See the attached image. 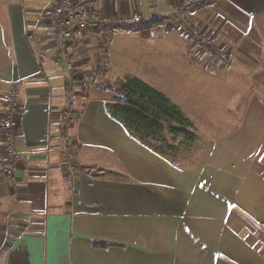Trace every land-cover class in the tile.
I'll return each mask as SVG.
<instances>
[{
    "label": "crops",
    "instance_id": "1",
    "mask_svg": "<svg viewBox=\"0 0 264 264\" xmlns=\"http://www.w3.org/2000/svg\"><path fill=\"white\" fill-rule=\"evenodd\" d=\"M186 1L99 4L109 16L138 13L160 31L165 25L160 36L176 30L194 48L187 55L197 64L174 67L172 80H188V114L203 126L196 142L175 158L159 154L107 111L115 96L107 87L118 79L89 30L68 44L79 76H90L73 102L72 177L60 148L67 70L55 39L59 0H0V162L13 89L21 152L14 175L0 181V264H264V0H201L184 11L228 53L226 63L178 26L172 10ZM201 78L217 80V92L200 91ZM217 121L233 126L210 131Z\"/></svg>",
    "mask_w": 264,
    "mask_h": 264
},
{
    "label": "built area",
    "instance_id": "2",
    "mask_svg": "<svg viewBox=\"0 0 264 264\" xmlns=\"http://www.w3.org/2000/svg\"><path fill=\"white\" fill-rule=\"evenodd\" d=\"M201 0H189L181 6H176L172 10L173 17L178 26L192 40L194 46L202 53L211 55L213 59L226 63L229 55L220 46L214 44L195 24H193L184 14L191 5ZM60 15L56 20L55 39L60 48V55L65 61L67 70L66 81V105L61 113L60 146L64 154V162L70 175L76 172L78 165L72 149V138L69 134V127L73 120V102L76 94V68L70 61L68 44L81 38L87 31L91 30L96 35L111 33L115 26L133 25L144 21L141 14H126L121 16H109L100 9L99 0H59ZM162 26L160 33L166 30ZM17 92L11 90L6 100V116L2 121L1 139L4 145L5 156L0 162V181L2 175L12 177L14 175L15 164L20 159L21 152L14 146V131L16 128Z\"/></svg>",
    "mask_w": 264,
    "mask_h": 264
},
{
    "label": "rangeland",
    "instance_id": "3",
    "mask_svg": "<svg viewBox=\"0 0 264 264\" xmlns=\"http://www.w3.org/2000/svg\"><path fill=\"white\" fill-rule=\"evenodd\" d=\"M137 10L140 11V9ZM160 29V26L147 18L137 24L115 26L111 33L100 35L97 41L98 43L96 42L97 47L95 48L98 49L101 54L109 55L111 60L108 72L109 77L119 80L124 79L127 76H137L155 87L157 86L158 89L166 93L174 103L179 106L181 105L180 107L186 115L189 117H191V115L195 116V112L190 115L188 114L190 113L187 106L189 101L187 98L188 80L181 79L180 82L177 83L172 80V77L174 76L172 73L174 67L191 65V63L197 64V62L192 60L191 56L187 55H191L190 50H193L194 48H192L188 41H186L176 30L170 32L176 36L174 38L170 37V33L167 31L164 35L160 36ZM147 31L151 32L149 37L144 35ZM183 50L185 51V54H183ZM75 71L76 77L78 76L76 83L78 89L81 86H85L90 76L85 72H82L83 76L81 78V76H79L81 73H78L77 70ZM183 75V77H185L187 73ZM179 76H181V74H179ZM159 77H161L164 82H162L161 79L158 81L157 78ZM207 80L210 83L208 86L202 78L200 79L199 83L206 85V90L204 86H202L200 91L203 93L208 92L209 94L210 87V93L217 92V88L220 87V85L217 84V80L214 78H212V80L207 78ZM116 81L117 80L113 83H109L108 86L115 84ZM169 84L170 86L176 84L174 87L176 89L166 88ZM223 91L228 90L226 89ZM198 100L202 103L200 104L202 106L201 108H204V98ZM206 101L209 102V99H206ZM218 107L220 106L206 105V110L208 112H215V110H219L217 109ZM201 117H204V115ZM202 124L205 123L203 122ZM214 124V129L213 127L211 129L209 128L210 131L230 129L233 126L232 121H217L214 122ZM201 128H203V126L196 127V133H198V131L201 133Z\"/></svg>",
    "mask_w": 264,
    "mask_h": 264
},
{
    "label": "trees",
    "instance_id": "4",
    "mask_svg": "<svg viewBox=\"0 0 264 264\" xmlns=\"http://www.w3.org/2000/svg\"><path fill=\"white\" fill-rule=\"evenodd\" d=\"M159 21V20H157ZM114 101L107 111L141 144L173 156L197 140L196 126L171 98L137 76H127L107 87Z\"/></svg>",
    "mask_w": 264,
    "mask_h": 264
}]
</instances>
